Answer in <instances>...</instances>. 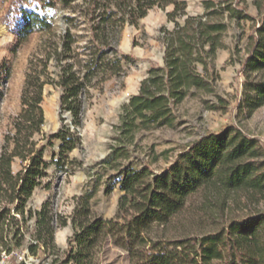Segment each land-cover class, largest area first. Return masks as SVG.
I'll use <instances>...</instances> for the list:
<instances>
[{
	"label": "trees",
	"instance_id": "trees-1",
	"mask_svg": "<svg viewBox=\"0 0 264 264\" xmlns=\"http://www.w3.org/2000/svg\"><path fill=\"white\" fill-rule=\"evenodd\" d=\"M83 1L84 20L65 17L63 32H57L44 15L41 0H8L1 17L14 36V54L32 35L39 33L43 39L27 63L21 109L0 148V259L4 254L10 264H28L16 258L25 250L36 264H104L105 248L111 245L126 254L129 264H264V165L256 161L262 156L256 138L230 125L191 142L160 173L147 163L134 168L131 161L137 133L173 127L176 106L192 91L214 92L219 76L216 54L226 48L225 16L237 23L252 22L239 68L244 80L237 109L249 117L264 105V0L251 1L260 15L258 22L245 10V0H202V15L185 13L186 2L181 0ZM47 2L70 6L73 1ZM171 5L166 14L168 22H174L172 30L159 28L165 45L163 64H150L138 93L121 107L113 127L114 142L101 162L113 172L104 194H111L116 186L120 191L113 218L93 215L89 195L75 198L69 218L56 214L49 200L37 210L29 207L51 164L68 175L75 170L77 161L68 154L81 145L77 131L83 126L82 95L96 84L124 75L128 54L118 49L120 30L125 24L137 26L155 7ZM79 24L88 33L82 46L73 32ZM49 85L59 91L60 127L44 134L41 105ZM224 104L220 97L218 106L210 109H225ZM66 115L73 128L65 124ZM55 142L58 150L51 152L48 163L45 154ZM15 160L22 168L13 173ZM208 187L218 194H243L263 207L229 221L218 232L178 239L159 233L184 209L188 196ZM69 224L71 235L61 250L54 234Z\"/></svg>",
	"mask_w": 264,
	"mask_h": 264
},
{
	"label": "rangeland",
	"instance_id": "rangeland-1",
	"mask_svg": "<svg viewBox=\"0 0 264 264\" xmlns=\"http://www.w3.org/2000/svg\"><path fill=\"white\" fill-rule=\"evenodd\" d=\"M7 1L0 0V148L3 145L4 135L12 130V119L21 109L20 92L24 84L27 63L43 39L41 34L36 33L21 45L15 54L12 52L14 36L10 34L1 19L7 8ZM47 1L49 0H41L42 11L45 16L50 17L57 32H63L65 29L67 25L65 17H76V22L84 20L80 12L86 7L85 1L72 0L70 6L60 4L54 6ZM181 1L186 2L185 13L202 15L204 10L202 0ZM251 1L245 0V10L258 22L260 15ZM172 8L173 5L165 9L155 7L140 19L137 26L125 24L120 30L118 49L123 54H128V58L123 63L124 75L111 77L104 83L96 84L82 95L85 109L83 126L77 131L81 145L68 154V157L77 161L74 165L75 170L68 175L57 172L51 164L45 172L46 176L41 179L40 185L29 199V207L37 210L41 203L49 200L56 214L69 218L75 206V198L89 195L93 215L106 219L113 218L120 191L116 186L111 194H104L107 177L113 172L102 167L101 162L108 156L109 146L114 142L111 137L121 107L135 95L136 90L138 91L150 64H163L165 46L159 28L172 30L174 22H168L166 14ZM176 20L180 23L183 21L180 18ZM224 21L228 27L223 35L226 48L216 54L214 67L219 76L214 92L192 91L176 106V120L173 127H161L137 133L136 143L132 147L134 157L131 161L134 168L147 163L151 170L160 173L163 168L174 162L178 152L184 150L191 142L198 141L207 134L220 133L230 125L239 128L248 138L254 137L258 140L262 156L256 161L263 162L264 165V105L249 117L244 111H239L236 105L244 80L239 68L246 56V41L252 22L237 23L227 16ZM84 27L85 25L79 24L78 29L73 31L80 37L78 46L84 45L87 40L88 33L85 32ZM43 95L41 105L45 115L43 133L50 134L60 127L58 110L60 95L51 85L45 87ZM220 97L225 100L226 108L219 111L210 109L218 106ZM65 124L70 125L68 115ZM58 145L59 142H55L54 146L46 151L45 158L48 163L52 160L51 152H57ZM21 168V162L15 160L12 164V172L16 173ZM262 207V203L257 206L240 193L218 194L212 187L200 189L186 198L184 209L159 233L166 238L178 239L218 232L229 221L248 216ZM54 235L56 245L61 250L64 249L66 240L71 235L70 224L58 229ZM105 249L104 264H129L126 254L120 249L111 245ZM3 256L5 255L2 254L1 259ZM5 257L2 264H10L7 262V256ZM16 258L18 262L24 261L28 264L37 262L35 258L27 255L25 250L17 253Z\"/></svg>",
	"mask_w": 264,
	"mask_h": 264
},
{
	"label": "built area",
	"instance_id": "built-area-1",
	"mask_svg": "<svg viewBox=\"0 0 264 264\" xmlns=\"http://www.w3.org/2000/svg\"><path fill=\"white\" fill-rule=\"evenodd\" d=\"M71 127L73 128V126H71ZM5 258H6L5 256L2 257V259L0 260V264L3 263V261H4ZM20 259L22 260V258H20Z\"/></svg>",
	"mask_w": 264,
	"mask_h": 264
},
{
	"label": "crops",
	"instance_id": "crops-1",
	"mask_svg": "<svg viewBox=\"0 0 264 264\" xmlns=\"http://www.w3.org/2000/svg\"><path fill=\"white\" fill-rule=\"evenodd\" d=\"M165 46V45H164ZM139 88V87H138ZM134 94H137V90L135 91V93Z\"/></svg>",
	"mask_w": 264,
	"mask_h": 264
},
{
	"label": "water",
	"instance_id": "water-1",
	"mask_svg": "<svg viewBox=\"0 0 264 264\" xmlns=\"http://www.w3.org/2000/svg\"><path fill=\"white\" fill-rule=\"evenodd\" d=\"M145 77V76H144Z\"/></svg>",
	"mask_w": 264,
	"mask_h": 264
}]
</instances>
